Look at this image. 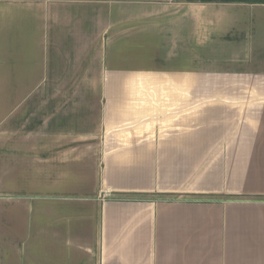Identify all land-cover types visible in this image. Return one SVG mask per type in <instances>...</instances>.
Here are the masks:
<instances>
[{"label": "crops", "instance_id": "obj_1", "mask_svg": "<svg viewBox=\"0 0 264 264\" xmlns=\"http://www.w3.org/2000/svg\"><path fill=\"white\" fill-rule=\"evenodd\" d=\"M0 264H264V0H0Z\"/></svg>", "mask_w": 264, "mask_h": 264}]
</instances>
